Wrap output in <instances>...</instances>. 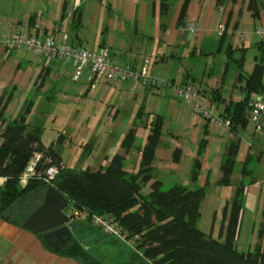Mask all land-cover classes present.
<instances>
[{
	"label": "crops",
	"instance_id": "obj_1",
	"mask_svg": "<svg viewBox=\"0 0 264 264\" xmlns=\"http://www.w3.org/2000/svg\"><path fill=\"white\" fill-rule=\"evenodd\" d=\"M261 3L262 0H191L183 12L184 0H176L168 11L163 12L160 0H0V33L22 31L41 38L52 35L57 41H66L75 47L106 49L120 66L137 71L146 67L151 76L178 86L195 83L188 68L189 57L196 56L198 50L199 54L205 53L206 49L209 53L218 46L219 50L226 49L225 53L237 68L231 88L226 94L225 77L230 63L225 65L223 76L215 79L211 88L193 86L201 96L208 98H211L212 90L219 89L222 99L216 104V113L222 115L227 105L242 98L240 88L245 82L239 80L238 60L244 55L246 74L252 73L257 62L264 66V35L257 33L264 28ZM194 22L198 30L191 33L187 27ZM221 22L226 24L224 34L218 33ZM252 48H257L260 54L247 67V55ZM24 52L0 48V114L4 103L10 99L0 118V129L24 115L29 130L40 131L42 140L43 127L39 122L35 124L29 120L34 113L35 101L24 97L26 93L36 91L51 102L56 95L55 86L72 73V67L69 62L35 58ZM86 69V95L90 99L86 100L84 111L78 110L71 121L74 134H77L67 138V132H63L57 138V143L69 142L71 156L79 155L75 160L76 167L72 168L53 146L46 147L61 156L65 167L97 171L106 169L111 159L119 155L124 158L125 170L135 174L141 163L139 148L147 143L150 135L148 126L160 117L163 131L153 162L154 178L163 183L170 178L173 183L190 189L205 186L208 179L202 206L205 203L207 209L212 207L208 210L210 225H203L210 228L209 232L201 229L216 239L221 235L225 209L227 205L231 206L237 187L245 180L236 244L240 252L253 251L260 242L259 230L264 221V175L256 177L252 165L254 162L264 164V126L260 133H253L247 126L234 134L228 126L212 124L204 131L205 122L195 113L194 103L175 99L170 87L135 91L132 83L118 80L94 85L89 67ZM260 96L263 94L254 98ZM91 106L99 115L93 116L89 112ZM48 117L56 121L53 115L48 114ZM130 130L135 131L137 141L134 147L126 150L122 143ZM234 140H240V149L233 174L237 164H240V170L237 181L233 182L232 174L231 184L224 186L219 183L223 175L221 164ZM248 156L254 172L243 179V165ZM197 163L200 164L199 178L194 182L197 187L189 186L186 182H192ZM216 164L218 170L215 173ZM213 175L217 178L213 179ZM5 181L0 177V188ZM213 184L224 187L225 194L208 201V188ZM149 190L146 187L143 191L148 193ZM45 192L46 188H40L20 199L16 204L19 213L24 215L28 206L33 208L35 202L39 207ZM69 205L72 207L71 203ZM71 211L67 214L72 217L73 207ZM9 217L6 220L0 213V264H83L80 259L49 247L41 234L23 226L19 215L14 216L15 219L12 215ZM71 221L72 225H81L76 217Z\"/></svg>",
	"mask_w": 264,
	"mask_h": 264
},
{
	"label": "trees",
	"instance_id": "obj_2",
	"mask_svg": "<svg viewBox=\"0 0 264 264\" xmlns=\"http://www.w3.org/2000/svg\"><path fill=\"white\" fill-rule=\"evenodd\" d=\"M174 1L176 0H160L163 12L168 11ZM190 1L184 0L183 12ZM261 6L264 9V0ZM244 61L243 55L237 62L240 70L239 80L245 82L240 88L242 98L239 102L227 105L224 113L219 115L230 122L229 128L234 134L247 128L248 108L250 102L256 99L255 95L264 96L263 64L257 62L252 73L246 74ZM210 95L211 98H206L214 105L216 112V104L221 102L222 95L219 89L212 90ZM9 100L8 98L4 103V109L9 106ZM3 122L5 123V120ZM209 124L212 123L205 122L204 131L208 130ZM148 128V141L139 148L140 169L131 174L125 170L124 158L119 155L111 159L106 169L95 171L90 168L76 170L65 167L61 156L43 144L40 131L29 130L24 115L7 122L0 134V177L6 179L0 188L1 215L6 220L10 219V215L14 218L17 213L13 209L17 207L20 199L40 188L53 186L70 200L75 211L73 218L77 213L85 215V222L91 225L92 215H107L128 233V236L138 235V253H133L125 264H136L139 261L142 264H264V221L259 230L260 242L253 251L240 252L236 244L243 210L245 180L237 187L231 206L227 205L225 209L220 237L213 238L199 226L201 206L209 185L208 179L205 186L196 189L174 184L165 190L164 183L153 176V162L161 141L163 120L157 117ZM136 141L135 131L130 130L122 146L129 150L135 146ZM239 149L240 140H234L229 145L221 164V185L231 184ZM35 154H42V159L36 167L35 176L27 184H23L21 177ZM47 158L60 168L59 175L51 184L46 183L40 175L41 170L46 168ZM249 158L250 156L243 165V179L254 172L249 165ZM199 168L200 164L197 163L191 177L192 182L198 181ZM146 187L150 188L148 193L143 191ZM31 213L22 214L21 222L24 223ZM60 253L78 258L83 264H104L86 253L75 238Z\"/></svg>",
	"mask_w": 264,
	"mask_h": 264
},
{
	"label": "rangeland",
	"instance_id": "obj_3",
	"mask_svg": "<svg viewBox=\"0 0 264 264\" xmlns=\"http://www.w3.org/2000/svg\"><path fill=\"white\" fill-rule=\"evenodd\" d=\"M21 52H24L20 50ZM225 50H219L218 46L216 48H212V50L208 53L207 49L205 50V53L198 54L194 57H189V71L192 74L195 83L193 84L196 86H203V88L208 89L211 88L212 84L214 83V80L221 79V77L224 74L225 65L230 63V67L228 68V71L226 73L225 77V92L227 94L228 90L231 88L233 81L237 75V68L232 59H229L227 54L225 53ZM206 52L208 53L207 55ZM25 53V52H24ZM32 57H35L32 53L26 52ZM260 52L257 48H252L248 55H247V67L251 66V62L254 60V57L256 55H259ZM239 55V54H238ZM36 58V57H35ZM64 63V62H63ZM72 65V66H71ZM70 67H72V70L65 80H61L60 83L55 86V92L56 95L54 96V100L47 101L45 95L39 94L37 95L36 91H34L32 94L26 93L27 96L35 101V107H34V113L33 115L29 116V120L32 122L38 123L41 127H43V133H42V142L45 146H53L54 149L59 152L60 155H62L66 161L69 162V165L72 168H75V160L79 156H71L70 155V145L69 142L65 143H57V138L63 133L67 132V138L75 136L77 132L74 134V130L72 129V119L75 117L77 111H84V107H86V100L90 99L89 96L86 95V91L88 90L86 85V78L88 74V69L84 70V75L79 78V80L75 79V67H73V64L71 63ZM249 70V69H248ZM190 85V84H189ZM201 86V87H202ZM23 96V95H22ZM76 98V99H75ZM18 104V102H16ZM89 112L92 113L93 116L99 115L97 110H94L91 106L89 109ZM48 114L53 115L56 118V121H53L51 117H48ZM54 118V119H55ZM81 125V124H80ZM74 134V135H73ZM69 141V140H68ZM33 159H31L32 161ZM30 161V162H31ZM254 162V161H253ZM36 166L38 165V162L35 163ZM255 165H252L253 168H255V176L260 178L264 175V164H257L254 162ZM30 163L28 164V166ZM26 167V170L28 168ZM35 166V167H36ZM255 166V167H254ZM82 169V167H78L77 170ZM24 171V173L26 172ZM218 165L216 164L213 172H217ZM240 170V164L236 165L234 176H233V182L237 181V174H239ZM45 168L42 171L41 170V176L44 174ZM23 173V174H24ZM23 176V175H22ZM31 178H28V181L31 180L34 176L33 174H30ZM29 176V177H30ZM216 179L217 176L213 175V179ZM44 180V178H43ZM28 183V182H27ZM175 184L173 183L170 178H167L164 181V189L167 190L170 187H172ZM187 185L189 186H195L194 182L187 181ZM197 187V186H195ZM225 194V188L222 186H216L213 184L211 188H208V201L214 200L217 197H221ZM33 203V202H32ZM35 206L33 207L35 210L38 208V203L35 202ZM40 206V205H39ZM31 208V209H29ZM32 207L28 206V210L26 211V215L32 211ZM212 207L205 206V203L202 206V214L203 219L200 221V228H204L203 225H210L211 216L208 212ZM15 213V217L19 214L18 208L13 209ZM72 210L71 205H69L65 212L70 213ZM34 212V211H32ZM72 212V211H71ZM208 212V213H207ZM23 215L20 214V218ZM80 221L79 223L81 225L74 224V236L75 240L78 242V244L81 245L83 250L90 254L95 260H98L104 264H124L125 262H128L131 258V255L136 252V249L134 250L130 246H127L125 243H122L118 240H115L114 238L110 236L103 235V233L96 229L95 227H91V225L87 224L85 222V219L83 216L78 218ZM202 228V229H203ZM210 228V226H209ZM209 228L206 227L204 230L206 232H209ZM100 231V233H99ZM136 245V243H135ZM137 247V246H136ZM136 264H142L141 261Z\"/></svg>",
	"mask_w": 264,
	"mask_h": 264
},
{
	"label": "built area",
	"instance_id": "obj_4",
	"mask_svg": "<svg viewBox=\"0 0 264 264\" xmlns=\"http://www.w3.org/2000/svg\"><path fill=\"white\" fill-rule=\"evenodd\" d=\"M189 32L195 33L197 24L190 23L187 27ZM226 24L221 22L218 26V33L226 32ZM257 33L260 36L264 35V28H260ZM0 48L17 49L32 53L37 58H45L49 60H62L72 63L75 67V79L79 80L82 77L84 70L89 67L94 85L103 81L110 82L118 80L122 82H130L135 91L145 90L149 87H170L172 95L175 99L181 101H192L194 103L195 113L202 119L203 122L210 121L216 127L228 126L230 122L217 115L215 107L208 98L201 96L198 90L193 85H173L149 74L145 67L140 71L130 67H122L118 61L111 57L108 50H99L97 48H81L68 44L66 41L59 42L52 35L41 38L35 34L28 32H2L0 33ZM248 128L253 133H260L264 126V96H260L252 100L248 108ZM3 129H0V134ZM26 172L21 177V182L27 184L30 174L35 176L36 162L40 163L42 154H35L32 158ZM45 172L41 176L48 184L54 182L60 173V168L52 164L49 158L45 161ZM36 166V167H35ZM41 175V174H40ZM30 176V177H29ZM81 216L86 219L85 215L77 213L76 218ZM91 225L100 230L104 235L110 236L115 240L125 243L134 250H137L135 245L138 235L128 236V233L123 231L118 224L107 215H92L90 218Z\"/></svg>",
	"mask_w": 264,
	"mask_h": 264
},
{
	"label": "water",
	"instance_id": "obj_5",
	"mask_svg": "<svg viewBox=\"0 0 264 264\" xmlns=\"http://www.w3.org/2000/svg\"><path fill=\"white\" fill-rule=\"evenodd\" d=\"M69 204V199L49 186L42 204L25 219L23 226L41 234L49 247L61 251L75 238L72 217L65 212Z\"/></svg>",
	"mask_w": 264,
	"mask_h": 264
}]
</instances>
